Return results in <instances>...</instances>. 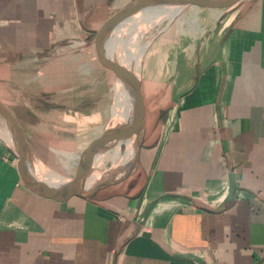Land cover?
<instances>
[{
    "label": "crops",
    "instance_id": "1",
    "mask_svg": "<svg viewBox=\"0 0 264 264\" xmlns=\"http://www.w3.org/2000/svg\"><path fill=\"white\" fill-rule=\"evenodd\" d=\"M137 1L0 0V102L38 163L61 157L57 180L106 127L114 60L97 36ZM172 17L138 71L139 157L91 197L43 189L0 138V264H264V0Z\"/></svg>",
    "mask_w": 264,
    "mask_h": 264
},
{
    "label": "water",
    "instance_id": "2",
    "mask_svg": "<svg viewBox=\"0 0 264 264\" xmlns=\"http://www.w3.org/2000/svg\"><path fill=\"white\" fill-rule=\"evenodd\" d=\"M199 1L205 0H139L130 4L118 12L103 26L97 36L98 44H101L105 51L113 58V67L115 76L121 79V82L128 94V104L121 112L113 114L109 123L105 127L101 137L96 143L90 154L79 165L76 175L70 180H52L44 172L33 157L31 149L25 139L23 131L17 123L11 112L0 102V115L5 121L4 126H0V131H4L9 135L14 148L15 155L25 165L32 179L39 184L43 189L56 194H70L74 196L89 198L97 190L103 187L106 183L103 181L104 176L108 173L119 172L121 170L132 167L138 157L141 146L143 133V113L141 107L140 93V76L139 73L126 63L123 55L124 34L129 22L139 14H144L150 10L160 7H182ZM113 37L118 41L117 47L113 49ZM127 120L132 121L125 138L132 131L135 132L134 149L132 157L124 163L113 164L108 168L99 170L112 144H117L119 135L123 129V123ZM114 142V143H113ZM97 170L98 178L94 184L88 187L90 176ZM109 177V175H108Z\"/></svg>",
    "mask_w": 264,
    "mask_h": 264
},
{
    "label": "bare ground",
    "instance_id": "3",
    "mask_svg": "<svg viewBox=\"0 0 264 264\" xmlns=\"http://www.w3.org/2000/svg\"><path fill=\"white\" fill-rule=\"evenodd\" d=\"M160 8H166V7H160ZM180 7H174V6H169L164 10H160L157 12L156 10L152 12V14H139L142 15L140 18L132 19L129 24L126 27V32L124 34V48H125V54L123 57L126 60V63L131 65L134 64L135 62H138L141 58V56L144 53V48L147 47L150 43V39H145L144 36H146L147 32L153 27H159L161 29L162 26H165L167 22H169V19L179 10ZM157 9V8H156ZM173 18V17H172ZM171 18V19H172ZM135 21V23H134ZM165 21V22H164ZM159 29V30H160ZM156 30V29H155ZM141 31L145 32L142 34L141 37ZM115 39V38H114ZM116 40V39H115ZM118 43V41H116ZM113 49L117 47L116 45L112 44ZM115 104L119 105L121 108L127 107L128 104V94L121 82L120 77L118 76L115 84ZM1 116V115H0ZM2 118V117H1ZM2 124V123H1ZM3 125V124H2ZM130 124L129 121L127 120L126 122L123 123V129L119 135V142H122L127 134V131L129 130ZM0 137L3 138L6 143L15 151L14 145L9 137L8 134H6L4 131H0ZM133 149H134V141L131 143V146L129 148V151L126 155V158L122 160V162H118L116 157H118L117 152L115 154V160L116 162L114 164H120L127 162L133 154ZM102 167V166H101ZM101 167L99 170H102ZM97 170L94 176L91 180L95 181L98 178V172ZM94 174V173H93ZM48 177L50 179H58L57 174L54 172H48L47 173Z\"/></svg>",
    "mask_w": 264,
    "mask_h": 264
},
{
    "label": "rangeland",
    "instance_id": "4",
    "mask_svg": "<svg viewBox=\"0 0 264 264\" xmlns=\"http://www.w3.org/2000/svg\"><path fill=\"white\" fill-rule=\"evenodd\" d=\"M167 8V7H166ZM166 8H157V9H153V10H150V11H148V12H146L147 14H152V12H154L155 10L157 11V12H159L160 10H164V9H166ZM145 14V13H144ZM143 15V14H142ZM142 15H138V16H136L137 18H135V20L136 19H138V18H140ZM165 22V21H164ZM134 23H135V21H134ZM156 29V30H155ZM160 28L159 27H152L148 32H147V34H146V36H144V38L147 40V39H150V41L151 40H153V38L156 36V34H158V32L160 31L159 30ZM125 32H126V30H125ZM112 41H113V43H114V45H116L117 46V43H116V41L117 40H115L114 39V37H113V39H111ZM148 47V46H147ZM74 48V47H73ZM149 48V47H148ZM147 49V48H146ZM146 51V50H145ZM107 52V51H106ZM146 52H144L143 53V55L141 56V58H140V60L138 61V62H135L134 64H131L132 65V67L138 72L139 70H140V67H141V64H142V59H143V56H144V54H145ZM109 54V53H108ZM69 66H70V63H69ZM71 73H72V76H71V79L70 78H68V77H63L64 78V80H66V81H68V79H70V81L72 82V84H76L77 82L79 83V69H78V62H74V61H72L71 62ZM59 69L57 68V71H56V73H57V75H56V78H57V83H56V85H59V83H58V81L60 80V76H59ZM70 73V74H71ZM116 80H117V78L114 76L113 77V79L112 80H110L109 82H108V86H106L105 87V93H104V100H105V102L104 103H106V105L107 106H109L108 107V113H107V115H109V120H108V122H107V124L109 123V121H110V118H111V116L113 115V114H116V113H118V112H121L122 110H123V108H121V107H119V105H116L115 104V84H116ZM57 88H59V86H57ZM78 89V88H77ZM77 89H73V91H72V94H71V96L73 95V97L76 95V92H74V91H76ZM70 93V92H69ZM74 99V98H73ZM2 116H0V126H4L5 125V121H4V119H3V117L1 118ZM3 125H2V124ZM107 124H106V126H107ZM1 138V137H0ZM3 139V138H2ZM134 139H135V132L134 131H132L131 133H130V135L125 139V140H123L122 142H117V144H112V146H111V150L114 152V154H116V152H117V156L118 157H116V159H117V161L118 162H122V160H124L125 158H126V155H127V152L129 151V148H130V146H131V143H133V141H134ZM69 146V145H68ZM63 151H67V150H69V147L68 148H64V149H62ZM115 157V156H114ZM35 159V158H34ZM52 160H56V161H59L60 159H61V157H58V156H54V157H52L51 158ZM52 160H50V164L45 168V166H43V165H41L40 163H38L37 162V160H36V162H37V164L39 165V167L44 171V172H46V173H48V171L50 170H53V171H56L57 173H60L58 170H56V164L52 161ZM109 166H107V168H108ZM112 173H108V174H106L104 177H105V179H107L108 178V175H111ZM116 176H120V175H116ZM121 176H123V174L121 175ZM109 178H111V179H109V180H112V177L110 176Z\"/></svg>",
    "mask_w": 264,
    "mask_h": 264
}]
</instances>
